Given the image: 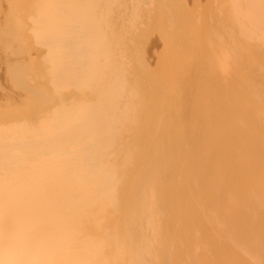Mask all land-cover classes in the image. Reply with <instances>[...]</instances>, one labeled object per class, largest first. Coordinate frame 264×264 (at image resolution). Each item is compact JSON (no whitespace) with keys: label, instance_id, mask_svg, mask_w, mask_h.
<instances>
[{"label":"bare ground","instance_id":"1","mask_svg":"<svg viewBox=\"0 0 264 264\" xmlns=\"http://www.w3.org/2000/svg\"><path fill=\"white\" fill-rule=\"evenodd\" d=\"M42 1L45 2L44 0ZM59 1L60 0L57 1L58 4H60ZM71 1L77 3L76 0ZM71 1H69V3ZM86 1L88 2V0ZM86 1L84 4H87ZM43 2L40 7H42L41 9L44 11ZM52 2L53 4L51 6L55 8L57 2L55 1V4L54 1ZM64 2L63 5L66 4L65 7L73 6V8H64L63 6V10L60 11L59 15L63 16V18L66 17V20L68 21L75 22L76 20L72 19H74L73 17H75V19L77 18L75 16L76 13L77 16L79 15L78 4L75 5L74 9V4H67V0ZM78 2L80 3V0ZM91 3L92 2H89L87 5L89 9H93L92 11L86 9L87 5H85V8L83 6L82 8L84 9L82 10L85 11L86 9L89 13H95L94 10L97 9L94 8L102 6L106 7L107 5L110 6L112 0H94V2ZM47 4L48 5L46 6H48V8L45 7V10L51 11L48 12V14L45 11V14L41 16L37 10L40 9L39 6V8L37 7L36 9L37 11L35 10L36 14L38 13V16H40L38 20L41 18V23L42 17H45V20L47 21L44 22L45 25L40 24L37 19L36 22L33 21L34 18H37V15L35 14L36 16L33 17V12L31 15V20L34 22L32 24H35L34 27L36 26V28L38 26L40 30L49 22L47 18L52 15V18L55 17L54 14H51L52 9H49L51 7H49L50 3L48 2ZM90 4L92 8H90ZM56 6L58 5L56 4ZM65 9L67 15L68 13L70 15V11L71 16L74 15L69 18L70 20L67 18ZM55 10H57V7ZM43 11H41V13ZM56 13L57 12L55 11V15ZM87 13H83L84 19H82L85 21L86 19H89L90 21L87 22L91 23V25L93 24L92 27L96 26V29L93 28L95 29L94 31H96V48H93V50L96 49L97 52L91 51L94 54L98 53L101 65H105L111 59L110 56L114 55L112 53L113 55L109 56V37L106 36L105 30L100 28L98 22L99 19L97 20L95 18L96 21L94 20V22L96 24H94L92 19H90V16L93 15L90 14V16H88V14L87 17L85 16ZM102 13L100 12L97 15L101 17ZM3 15H1L2 18ZM99 16L97 18H100ZM103 17L104 16L102 15V18ZM63 18H60L61 21ZM60 19H58V21ZM55 20L53 21L54 24H52V22L51 25H49V29H47L49 32H45L47 36L52 35L53 37L49 39L46 35H43L42 37V42H46V44L42 43V45H45L44 47L50 43V39H52L55 44L56 40L53 38L59 37L58 32L50 33V29L56 25V22H58L57 19ZM66 20L62 21L64 23L60 21L61 24L64 25L67 23ZM83 20L82 23L85 25L87 22L84 23ZM19 21H21V19ZM71 22H69V25H71L69 29H73V26L75 25V31H78L76 27L82 24L80 23V25H77V21L75 23ZM4 23L5 22H3V24ZM6 24L7 23H5V25ZM39 24L43 26L39 27ZM59 24L60 23L57 24L58 27L54 26L57 31L62 29V27H59ZM12 26H14L13 23ZM87 26L88 24L83 28L87 29ZM10 27H8V29ZM83 28L81 27V29ZM13 31L16 30L14 29ZM51 31H54V29L52 28ZM61 31H59V33ZM89 31L90 30H88V32ZM66 32L62 31L60 34L65 35ZM84 32H86L85 29ZM90 32L92 33V31ZM90 32L88 35L84 34V36L91 35ZM15 34H13V37ZM31 34L36 36L38 33L35 30H31ZM78 34L75 38L79 37ZM61 35L60 37H64V35ZM69 36L67 37L69 38ZM71 36L74 38V35L71 34ZM93 38L94 37H92V39ZM44 39H48L47 41L49 42ZM81 39H79L80 41L78 43L83 42ZM73 40L74 39H72V41ZM89 40H91V38H89ZM36 41L38 43L39 39L37 38ZM62 41L63 40L58 41V45H60ZM76 41L78 40L75 39L74 42L77 43ZM18 43L15 45L17 46L16 48H18V45H22ZM64 44L65 42L61 44V46ZM88 44L89 43L86 44V42H83L81 44L84 45L82 48H85ZM68 45H65L64 50L60 47V49L63 50L61 53L64 51L68 53L69 57L66 56L65 52L62 53L67 60L65 57L63 59L61 56L66 63L69 61V58L71 57L70 55L73 54L72 50L71 54L67 51L66 46ZM71 46L74 47L73 44H71L68 46L70 47L68 50L71 49ZM51 47L54 50L49 49L48 46L46 47V50L48 48L50 53L51 51H57V53L60 52L59 48H56L55 46ZM77 48L74 47V49ZM77 50L80 51L83 49ZM14 51H16V49ZM46 53L48 52L46 51ZM83 53L85 54L86 51L84 50ZM93 53L90 54L94 55ZM251 54L248 55L251 56ZM47 55L50 56L51 59H53V57L56 59V57H59L61 54L57 55L55 53V56L52 55L53 57L49 54ZM76 56L77 55H75V57ZM244 56L245 55L242 57ZM95 57L96 55L93 56V59H96ZM61 58L56 60V62L58 61L56 64L54 63V66H56L55 69L58 67L57 65ZM72 58L73 57H71V59ZM256 58L259 57L256 56L254 59L257 60ZM62 59L60 63H62ZM93 59H91L92 62L90 61V63L96 62L93 61ZM238 59L239 58H237V60ZM64 61L63 65L66 64ZM245 61H249L246 60V56ZM256 62H254V64ZM259 62L261 63V61ZM259 62H257V65ZM29 63H27V65ZM90 63L88 62L86 65L88 66ZM247 63L251 64L250 61ZM260 63L259 65H261ZM74 64H72V67ZM238 64L239 63L237 62V66ZM242 64L239 65V67L242 66ZM81 65L84 66V64ZM91 65L92 64H90V66ZM257 65H255V67ZM259 65L258 67H260ZM90 66L87 67V70ZM97 66L98 65L94 66V70L96 71L92 69L93 73L96 72L95 77L93 76L94 74L90 72V75L93 74L92 76L88 75V78H85L86 76H84L82 79L81 77L83 74L80 72L78 73V71L74 73V71L70 69V71H68L70 73H67L68 75L64 74V76H67V80L71 78V75L73 77L71 80H74L76 77V80H74V86L76 85L75 87H77V89L72 88V91L69 90L66 95L59 93V95H57V102L59 101L60 104L49 105V108L45 107L46 105L44 104L37 107L39 111H43V114L40 112L41 115L36 116V119L39 117L38 119L42 120L43 118L47 121V118H49L51 114H54L53 117L55 120H52L53 122L55 121V123L44 126L45 123L42 126L41 122L43 123V121H41L40 123H37V125L39 124V128L35 126L36 121L32 123L31 120L30 124L32 125H30L26 124L28 121L24 122L17 120L16 122L18 124L15 122V126L13 124L11 127L12 131H10V129L8 130V123L3 126H1V124L4 122L0 124V264H169L171 258L176 256H170L169 250H171V252L172 250H178V248L173 249V247L176 248L177 245L179 246L180 244V242L177 243V240H173L174 243L172 242L169 244V241L171 240L169 235L176 231L175 227L179 224L176 223V221H173V218L175 217H170L171 215L175 216L174 212H177V214L182 213L181 217L185 215V219L184 217L182 218L183 220H186V215L201 214L206 218L207 215L210 214L214 217L211 220L208 218L207 220L209 221H205V224L202 223L204 221L203 219L200 224L201 229L209 230L212 236V232L217 234V231L212 228H220L218 224L221 226L219 231H224V233H221L220 235L222 236V234L224 235L226 233L224 235L225 237L223 236V242L226 247L224 248L219 244V246L223 248L220 250V258L217 261L223 259L225 260L224 263L231 262L227 261V255L222 253L225 249L227 253L229 252L228 257L233 258L230 260L237 258L236 253L239 251L240 253L238 254H241L239 260L242 258V262H239L240 264H264V68L260 75L257 72H254L259 69L258 67V69H254L252 68V65L249 66L254 69V71L251 69L248 73L253 71L255 77L257 74L258 76L260 75V78L257 76V79L259 78V80H257L254 76H247L246 74L248 73H241L240 70L236 71L239 68L235 66L238 68L236 69L234 67L236 69L235 75L237 72L243 74L240 75L239 73L238 75L237 73L238 78L240 77L238 81L241 80V82H243L242 84L239 83L240 85H235V83L238 82L235 75L233 76L236 81L234 79L232 81H235L234 83H231V77H229L230 81L228 78L226 79V83L224 80H221V82H224L223 84L218 82L217 79V82L216 80L213 81L214 78L213 80L208 79V83H211L210 86L205 81L201 80L202 84H207L209 87L205 88L207 91L204 90V87H198L203 90L201 92L204 95H206V93L209 95L208 100L206 97V102H204L203 105L202 102H196L197 100L195 99L200 90L199 92H196V94L195 91H197V88L196 90L194 89L195 91L193 93L190 92L191 90L193 91L195 86L189 88L191 94H196L194 95L196 101L194 102L191 100L193 99L191 98L193 95L190 96V93H188L190 100L193 102L188 100L183 102V105L181 104L179 106H182V108L184 105L186 106L185 108L190 107V111H188L190 112V116H188V118L190 117L189 119L194 121L188 127L184 125L185 122H181L182 126L180 128L183 132L181 133V131H178L177 133L176 130L178 129H174V126L176 125H173L176 122L173 124L168 122V124H166L162 122V120H159L160 117L162 118L164 116L158 114L161 109H159V107L171 98L173 94L171 88L168 87L171 89L170 91H172V94L168 93L171 96L169 97V95L165 94L167 97H165V102L162 103L161 98H158L161 96L157 95L156 97L154 95L161 92L159 91L160 89L156 90L155 87H151L152 85H150V88H155L154 92H157L154 93L152 90L153 96L156 98L155 100L159 99L162 104H160L159 107L157 106V109L154 108L155 106L152 105V107L149 105V102H154L151 93H149L148 97L151 96L150 99H152L151 101L148 99L149 102H146L151 110V112L148 111V113H150L149 116L146 114L147 106L144 107L146 111L144 109L143 111L141 110L143 104L145 105L144 101L147 96V86L144 85V82V84L142 83L143 86L141 81H138L140 80L139 78L138 80H124V77L122 78V76H120L121 73H116L115 69L111 72H106L101 66ZM20 67H26V65H23L22 62ZM64 68L67 69V67H61L62 70H60L63 71L65 70ZM81 69H83L82 73L86 72L84 71V67L80 68V71ZM75 70H77V67ZM116 70H119V68ZM61 71L59 72L61 76L57 77H63ZM224 71L221 74H224ZM16 73H14L16 77L13 75L15 80L18 78V74H21L22 72H18L17 75ZM226 73L227 72H225V74ZM208 74L211 77L215 75H212L211 72H207V75ZM217 76L218 75H215L213 77L218 78ZM227 76L231 75L229 74ZM54 77L56 76H53L52 79L55 81L57 77ZM221 77L223 78L224 76L221 75L219 78L221 79ZM13 78H6L7 81L3 78V80L8 83L12 79L10 83L13 81L11 86L14 88V83L16 81L14 82ZM77 78L81 79L80 83ZM249 78H252L253 81ZM59 79L61 81V78H58L57 81H59ZM62 79L63 81L65 80L64 78ZM54 81H52V83ZM197 81H200V79ZM256 81L258 83H256ZM18 82L19 81L15 84L17 85ZM91 82H93V85ZM22 83L25 84L26 82ZM196 83H199L196 84V86L201 85L200 82ZM24 84H21V86ZM64 84L65 86L67 85L66 80L65 83L63 82L61 85ZM6 86H8V84ZM54 87L56 88L57 86L54 85ZM21 88L22 87H20V89ZM63 88L65 87H59L60 91L63 90ZM3 89L7 90V88ZM33 89L26 90L30 91ZM8 91L9 89L7 92ZM182 91L183 90H181V94ZM7 92H5L6 96ZM149 92H151V89ZM31 93L33 92H29V94ZM35 94L37 95V91H35ZM25 95L27 94L25 93ZM45 96L46 95H43V100L45 99ZM199 96L198 101L205 100V96H203V99L201 97L202 95ZM16 97L17 95L15 98ZM39 97L38 99L42 98ZM76 97L78 98L77 102L75 100V102H73L72 99ZM0 98H2L1 95ZM3 98L5 99L6 97L3 96ZM3 98L2 100H4ZM91 98L94 102L86 101ZM18 99L19 98L16 100ZM217 99L221 101H214ZM10 100L8 99V101ZM19 100L23 103L25 99L23 100L20 98ZM19 100L16 101L17 103L13 102V105L10 104L11 106L8 101L4 102L7 106H5V104L3 106L5 108L9 105L8 109L12 107V110L14 109V106H19V108H17L20 110V108H22L20 107V104L22 103H20L21 101ZM40 101H42V99ZM18 102L20 104H18ZM29 102H33V100ZM188 102H190V105L187 104ZM34 103H36V101L32 104ZM40 103L41 102L36 105L39 106L41 105ZM28 105L31 106V104ZM17 108L15 107V109ZM174 108L176 109V107ZM38 110L35 109L34 112H37ZM156 110H158V112ZM169 110L170 113L172 112L174 114L171 109ZM14 112L12 115H14ZM29 112L27 111L26 113ZM139 112H141V117L139 116ZM188 112L187 115H189ZM157 114L160 116L159 118ZM20 115L22 117V114ZM171 115L168 116L172 117ZM185 116L183 118L184 120ZM176 117L177 116H175V118ZM175 118H173V120ZM180 120H182V118ZM177 121L179 122V120ZM148 124H151V127H148L151 128V132H148L149 134L146 133L149 131H146V126ZM243 124H246L247 126L244 127L245 125L243 126ZM241 126L244 127V131L249 127V131H245L246 134H244ZM38 129L39 131H37ZM140 130L143 133L145 132L146 135ZM254 134H258V137H256L258 140L252 141V136H254ZM176 218L179 219V216ZM189 222L193 221L191 220ZM190 226L191 228L193 227L192 225ZM187 229L188 228H186L185 234L189 235L188 231H190V227L188 231ZM193 229L194 228H192V231H194ZM181 231L184 232V230ZM181 231H179L180 235ZM183 232L182 234L184 235ZM194 233L195 232H193V234ZM175 234H178V231H176ZM193 234L191 233L190 237L191 244L195 240L192 239ZM183 235L182 237L185 236ZM218 235L219 234H217V236ZM185 237L183 238V241H186ZM176 238L179 239L178 237ZM216 240L219 243L218 238ZM200 241L201 240H199V242ZM214 241L215 240H212V244L217 243V241ZM176 243L177 245H175ZM202 243H205V241ZM171 244H174V246L171 247ZM184 244L188 245L186 242ZM194 244L196 243L194 242ZM205 244L208 245L207 243ZM180 245L183 247L182 244ZM190 245L188 248H190ZM213 246L215 247L216 245ZM228 247L234 249V251L237 249V252L234 253V251ZM207 248L210 250V247ZM218 248L219 247H217V249ZM190 249L192 250L193 247ZM213 249L214 248H212V251ZM185 250H183L184 252L182 251L183 255L187 252ZM192 251L194 252V250ZM230 251L234 254V257L236 255L235 258L233 255L231 256ZM215 252H213L214 255L217 254ZM173 253L175 254V252ZM222 254L223 258H221ZM189 255L190 254H187L188 258H190ZM196 255L197 254L194 255V262L191 261L192 264L195 263V260L198 258H203V255H198L196 259ZM205 255L206 254H204V256ZM177 257H175V259ZM207 257H205V259ZM184 258H186V256ZM190 259L187 260V262L189 261V264ZM215 259L216 256L214 261ZM199 260H197L196 263L199 262ZM203 260L204 258L200 260L199 263L206 264L207 262L205 261L207 259L204 262H201ZM209 260H212V258ZM223 260L220 261L222 264ZM184 261L186 262V260ZM239 263L237 259V264ZM210 264H214V262Z\"/></svg>","mask_w":264,"mask_h":264},{"label":"rangeland","instance_id":"2","mask_svg":"<svg viewBox=\"0 0 264 264\" xmlns=\"http://www.w3.org/2000/svg\"><path fill=\"white\" fill-rule=\"evenodd\" d=\"M14 1H16V2H14ZM44 1L45 2H43L42 0H13V1L12 0L11 1L10 0H0V7H1L0 8V86L2 87V88L0 87V95L2 96V98H3V96L6 97L5 99L3 98L4 100H2V98H0V104H1V106H0V124L2 122H4V123L1 124V126H3L4 124L8 123L9 124L8 125V130L10 129V131H12L11 127L13 126V124L15 126V122L17 120H21V121H24V122L28 121L29 123L27 122L26 124H30L31 120H32V123L36 121V123H35L36 127H39V124L37 125V123L38 122L40 123L41 121H43V123L41 122L42 126L45 123L46 124L44 126L49 125L51 123H55V121L53 122V120H52V119L55 120V118L53 117L54 114L53 115L51 114V116L49 118H47V121H46V119L44 120L43 118H42V120H40V119H38L39 117L36 119L35 118L36 116H39V115L43 114V111H39L37 109V107H40V106H42L44 104V105H46L45 107L49 108L51 105H55V104L59 103V101L57 102V100H58L57 99V95H59V93L62 94V95H66L67 92H69V90L72 91L71 90L72 88H76L77 89V87H75L76 85L74 86V84H75L74 80H76V77H75L74 80H71L73 77H72L71 74H69V75H71V78L69 80H67V76L66 75H68L67 73H70V72H68V71H70V69H72V71H74V73H76L78 71V73L80 72L81 74H83L81 79L84 76H86L85 78H88L87 77L88 75L92 76L93 74H94L93 76L95 77L96 72L95 73L92 72L94 70V66L95 65H98L97 67L101 66L106 72H111V71H113L115 69L116 73H121L120 76H122V78L124 77L123 78L124 80L125 79L126 80L127 79H130V80L136 79V80H138V78H139L140 80H138V81H141V84L144 82L145 84L144 83L143 84L147 86V94H146L147 95L146 96L147 99L145 98V101H144L145 105L143 104V106H142L143 108H141V110L143 111L144 107L147 106L148 108H147L146 114L149 115V116H150V113H148V111L151 112V110L149 109V105L155 106L154 108H156L157 106L159 107L160 104L165 102L164 100H166L165 99V97H167L166 95L172 94V91H173L174 95L173 94H172V96L169 95V97L171 96V98L169 99L170 101L167 100V102L163 103V105H161L159 107V109L161 108L163 111L161 109H160L159 112H158V110H156V111L158 112V114L160 116H164V117H162L163 118L162 119L157 114L158 118L160 117L159 120H162V122H164L166 124H168V122H171L172 124L174 122H176L173 125H176V126H174V129L175 128L178 129V130L175 129L177 131V133H178V131L179 132L181 131L180 127L182 126V123L185 122L184 125H186L188 127L194 121L192 119H189L190 117L188 118V116H190V112H188V111H190V107L189 108L188 107L185 108L186 106L184 105V107L182 108V106H179V105H181L183 102L188 101V100L189 101L193 100L194 102L197 100L196 102H202V105H203L204 102H206V97H207V100H208L209 95L207 93H206V95H204L201 92L203 90H201V88H198V87L199 86H201L202 88L204 87V90H205V88L208 87L207 84H209L208 81H207L208 79L209 80H211V79L213 80V78H214L213 81H215L217 79L218 82L223 84L225 81H227L226 80L227 78L229 80V77H231L232 78L231 83H234L236 80L238 81V79H240V77L238 78V76H237L238 72L235 75L236 71L240 70L241 73H248L252 68H254V69L255 68L256 69L259 68L256 71H254V69H252V70L254 72H257L260 75L263 72L264 66H261V65H264V64H262V63H264L263 62L264 61V0H112V4L110 6L107 5L106 6L107 8L104 7V6L98 7L99 9L97 7L94 8V9H97V10H94L95 13H92V12L89 13V11L86 10V9H88L90 11L93 10V9H89L87 4L89 2L93 3L94 0L93 1L88 0V2L85 0L87 2V4H84V2H85L84 0H80V3L78 2L79 0H76L77 3H75V1L72 2L71 0H69V1H71L70 2L71 5L74 4V9H75V5L78 4L77 7L79 9V11H78V13H79L78 16L79 17L76 15L77 14L76 13L75 14V16L77 17L76 19H75V17H73L74 15L71 16V11H70V15H69V13L67 15V12H66V9H65V13H66L68 19L73 17L74 19H72V20H76L77 22L76 21L75 22H76L77 25H80V23L82 24V25L78 26L80 28L76 27V29H78V31L77 30L75 31V25L74 26L72 25L74 28L70 30L69 27L71 25H69V22H71V21H68V20H66V17L63 18V16L59 15L60 11L63 10L62 9L63 6H64V8L70 7V9L73 8V6L72 7L71 6H66L65 7L66 4L63 5L65 3L64 2L65 0H60L59 1L60 4H58V2H57L58 0H50V1L44 0ZM47 1L50 3L49 7L53 4L52 1H54V4L57 2L56 4L59 7L56 6V4H55V8L53 6H51L52 8L51 7L49 8L50 10L52 9V13L51 14H54L55 17L52 18V16H53L52 15L51 17L47 18L49 22L46 24V26L44 28H42L40 30L38 28V26H37V28H36V26L34 27L35 24H32L34 22H32L31 19H32V16L34 17V16L37 15V18L33 19V21L36 22L38 20V18L40 17V16H38L39 15L38 13L36 14L35 10L37 9L38 6L39 7L41 6L42 2H43L44 11L41 9L42 7H40V9H37L38 12L40 13V15L41 16L44 15L45 11L47 12V14H48V12H51L49 10L48 11L45 10V7L48 8V6H46V5H48ZM69 1L67 0V4L69 3ZM30 2H31V4H30ZM91 4H90V8H92ZM5 5H7V6H5ZM85 5H87L88 8L86 7V9L84 11L82 9L85 8ZM83 6H84V8H82ZM56 7H57V10H55ZM77 7H76V10H77ZM102 8H103V10H102ZM4 10H6V11H4ZM41 11H43V12L41 13ZM55 11L57 12L56 15H55ZM67 11H68V9H67ZM8 12L11 13V14L12 13H14V14L11 15ZM32 12H33V15H32ZM84 12L85 13L88 12L85 16H87L88 14H89L88 16H90V14L93 15V16H90V19H92V22L94 24H96L94 22L95 18L97 20L99 19L98 22L100 24V28L104 29L106 36L109 37V56L113 55V54L114 55L110 56L111 59L107 62V64H105L106 66L104 64L101 65V61H99V57L100 56L98 55V53L94 54L92 52V51L97 52L96 49L93 50V48H96V43H95V41H96V34H95L96 31H94L96 29V26L92 27L93 24L91 25V23H88L90 21L89 19L87 20L85 18L86 21L83 20L84 19V17H83L84 16V14H83ZM100 12L101 13L103 12L102 13V15L104 16L103 18H102L101 14H100L101 17L99 15H97ZM3 14H5L6 16L3 15ZM47 14H46V16L48 17ZM72 14H73V11H72ZM1 15H3V18H2ZM19 16H20V18H19ZM98 16L100 18H97ZM17 17H18L19 20L21 19V21H19L17 19ZM60 18H63L64 20H66V22L68 24L67 23H65L64 25L61 24V22L64 21V20L62 19V21H61ZM55 19H57V21H58V19H60V20L58 22H56V25H54V26L58 27L57 24L60 23L59 27L60 28L62 27V29H60V30L58 28L57 29L59 31L62 30L64 32H66V31L67 32L65 33V35L62 34V35H64V37H63L60 34V33H62V31L59 33V31H57L54 26L52 27L54 29V31H51L52 28L50 26V28H51L50 29V33L51 32H53V33L54 32H58V34H59L58 36L59 37L58 38H56V37L53 38L54 40H56L55 44H54V41H52V39L49 40L50 43L47 45L49 47V49L54 50L51 46H55L56 48H59V49H60V47H62V49L64 50L65 45L73 44V46H74V43H75L74 40L75 39L78 40V41H76L78 43L80 41L79 39H81V38H82L81 40H83L84 43L86 42V44L87 43L90 44V45L88 44L89 47H88V45H86V47H88V48H86V47L82 48V46H84V45H81L83 43L82 41H81L82 43H78L81 46H79L77 43H75V46H74L75 48H77L79 46L77 49H79V50L83 49V50H80V51H78L77 49H74V47H72V46H71V49L68 50V48H70L68 46H70V45L66 46L67 47V51L70 52V54H71V50H72V53H73L72 55H74V56H72V55L69 54L71 57L74 58V59L73 58L71 59V57L69 58V61H68L69 64H68V62L66 63L63 60L65 55L62 54V53H64L65 51L61 53V51H63V50L60 49L59 50L60 52L58 51L59 53H57V51H53V52L51 51V53H50L48 48L46 50L47 46L44 47L45 45H42V43L46 44V42L45 43L42 42L43 41L42 37H43V35L47 36V34H45V32H49V31H47V29H49L48 28L49 25H51V23ZM40 20H41V18H40ZM40 20H38L40 24H44L45 25L44 22H47L45 20L44 16L42 17V23H41ZM82 20L84 21V23H86L87 21L88 22L85 25H83ZM7 21H9V22H7ZM3 22H5L7 24L5 25V23L3 24ZM21 22H22V24H21ZM75 22H71V23H75ZM12 23H13L14 26H12ZM62 23H64V22H62ZM40 24H39V27L40 26L42 27L43 25H40ZM52 24H54V22ZM87 24H88V26L89 25L91 26V27L89 26V29H88V26H87V29L92 31V33L89 31L91 33V35L89 34V36H87L88 33H89L88 30L86 28H83ZM61 25H63L64 27L61 26ZM65 25L67 26V29L69 31L66 29ZM8 27H10V28L8 29ZM81 27L83 29H81ZM93 28H95V29H93ZM14 29L16 31H13ZM21 29H22V31H21ZM79 29H80L81 33L79 32ZM84 29L86 30V32H84ZM31 30H35L38 34H36V36L32 35L31 34ZM6 31L9 32V33H7ZM71 31L74 32V33H72ZM93 31H94V34H93ZM69 32L72 35H74V38H72L73 36H71V34ZM78 32H79V34H78ZM33 33H34V31H33ZM13 34H15L14 37H13ZM69 34H70V36H69ZM77 34L80 37V38L78 37L79 39L75 38V37H77ZM84 34H87V35L84 36ZM56 35H57V33H56ZM60 35L62 37H60ZM67 36H69V38ZM47 37L49 39V38H51L53 36L50 35V36H47ZM92 37H94V38L92 39ZM37 38L39 39L38 43L36 41ZM89 38H91L92 41L89 40ZM72 39H74V40L72 41ZM20 40H22V41H20ZM44 40L47 41L46 39H44ZM61 40H63L62 43H60V45H58L59 44L58 41H61ZM66 40H67V42H66ZM18 41H19V43H18ZM49 41H47V42H49ZM23 42H25V43H23ZM64 42H65V44L63 46H61V44H63ZM16 43L22 44L21 46L17 44L19 49L16 48L17 47V46H15ZM93 45H95V46H93ZM11 46H13V47H11ZM14 48L16 49V51H14L15 50ZM72 48L74 49V52H73ZM84 50L86 51L85 54L83 53ZM46 51L48 53H46ZM76 51H78V52H76ZM79 52H81V53H79ZM55 53L57 55L58 54L59 55L61 54V55L59 57L57 56L56 59H55L53 57V56H55ZM65 53H66V56H68V53L67 52H65ZM77 53H79V54H77ZM90 53H93L94 55H96V57H95L96 59H93L94 55H92ZM251 53L254 54V55H252ZM47 54H49L51 56L53 55L52 56L53 59H51L50 56H48ZM82 54H84V55H82ZM248 54L249 55L251 54V56H249ZM75 55H77V56L75 57ZM243 55L246 56V60H249L251 62V64L247 63L249 61H245V56L242 57ZM61 56H62L63 59L61 58ZM256 56L259 57V58H256L257 60L254 59ZM20 57H22V58H20ZM78 57H80V58H78ZM249 57H250V59L252 57V59L250 60ZM262 57H263V59H262ZM59 58H61L64 61V63H66L65 65H67V66L63 65V61H62V63H60V61H61V59H60V61H59L60 65L58 64L57 65L58 69L57 68L55 69L56 66H54V65L58 62V61L56 62V60H58ZM234 58L236 60H237V58H239V59L236 61ZM260 58H261V60H260ZM54 59H55V61H54ZM65 59H66V57H65ZM91 59H93V61H96V62L95 63H90V61L92 62ZM231 60H233V61H231ZM85 61H86V63L89 62L90 64H92L91 66H90V64L88 65V66H90L88 70H87L88 66L86 65ZM234 61H235V63H234ZM256 61L257 62L261 61V63L259 62L261 65H259V63H258V65L261 67V69H260V67H258ZM20 62H21V64H20ZM22 62H23V65H26V67H20V65H22ZM237 62L239 63L238 66H237ZM254 62H256V63L254 64ZM27 63H29V64L27 65ZM74 63H76V64H74ZM72 64H74L73 67H72ZM81 64H84V66L81 65ZM231 64H233L234 66L231 65ZM241 64H242V66L239 67V65H241ZM247 64H248V66H247ZM85 65H86V67H85ZM251 65H252V68L249 67ZM255 65H257V66L255 67ZM235 66L238 67L239 69L236 68ZM61 67L62 68L63 67H67V69L64 68L65 70H63L64 71L63 72V71H61L62 70ZM76 67H77V70H75ZM83 67L86 69V70L84 69V71H86L84 73H82L83 69H81V71H80V68H83ZM234 67L236 69H238V70H236ZM117 68H119V70H116ZM233 68H234V70H233ZM95 69H96V67H95ZM58 70H60L62 72L63 77H57V76H61V74H59L60 71H58ZM214 70H215V72H214ZM16 71H17V73L18 72L19 73L22 72V73L18 74V76H17L18 78H16V80H15L16 76L14 75V73H16ZM94 71H96V70H94ZM223 71H224V74H225V72H227V73L229 72V73L228 74L226 73L225 75L221 74ZM232 71H234V72H232ZM253 71H251L250 73H248L246 75L249 76V77L254 76V78L257 79L258 74L255 77V73H253ZM90 72H92L93 74L90 75L91 74ZM207 72L208 73L211 72L212 75L213 74L218 75L217 76L218 78L213 77L215 75H213L212 77L209 74L207 75ZM17 73H16V75H17ZM216 73H218V74H216ZM239 73H238V75H239ZM241 73H240V75H243ZM64 74H66V75L64 76ZM219 74H220V76L222 75L224 77L229 75V74L231 76H227L225 78L221 77V79H220L219 78L220 77ZM21 75H22V77H21ZM73 75H75V74H73ZM202 75H203V77H202ZM233 75H235L237 77L236 80H235ZM260 75L258 76L259 78H260ZM53 76L57 77V78L54 77V78H56L55 81L52 79ZM132 76H135V77H132ZM5 77L7 79H10L11 77L12 78L14 77L13 78L14 82L15 81H16L15 83H17V81H19V82H18L17 85L14 83L15 87L13 88L11 86V84H13V81L10 83V81L12 79L10 81L8 80L9 82L7 83V82H5V80H6ZM3 78L5 80H3ZM58 78H61V81H60V79H59V81H57ZM62 78H64L66 80V84H67L66 86H65V84L61 85L63 82L65 83V80L63 81ZM259 78L257 80H259ZM81 79H78L79 83L81 82L80 81ZM198 79H200V81H197ZM233 79L235 80L234 82H232ZM255 79H254V81H255ZM201 80L205 81L207 84L205 82H203V83H205L206 85L202 84ZM217 80H216V82H217ZM221 80H224V82H221ZM3 81H4V83H3ZM52 81H54V82L52 83ZM251 81H253V79ZM22 82H26V83L24 84ZM93 82H91L92 85H93ZM196 82H200L201 85L196 86V84H199V83H196ZM9 83H10V86L13 88V90L9 86ZM220 83H218V84L221 85ZM239 83L242 84L243 82H241V80H239L238 82L235 83V85H238ZM253 83L255 84V82H253ZM256 83H258V82L256 81ZM7 84H8V86H6ZM21 84H24V85L21 86ZM210 84H209V86H210ZM212 84H215V83H212ZM260 84H258V85H260ZM54 85L57 86L56 87L57 89L54 87ZM92 85H90V86H92ZM150 85H152L151 87H155L156 90L160 89L159 91H161L162 94H161V92L157 93L155 91L157 94H154V95L156 97H157V95L158 96L160 95L161 97H158V98L159 99L161 98L162 103L159 101V99L155 100L156 98L153 96V92H154L155 88L154 89L150 88ZM255 85H257V84H255ZM62 86H64L65 88H63V90L60 91L59 87H62ZM193 86H195V88H193V91L192 90L190 91L189 88H191ZM8 87H10L11 89L8 88ZM20 87H22V88L20 89ZM168 87L171 88L172 91H170L171 89H169ZM3 88H7V90L9 89V91L7 92V90L3 89ZM165 88H166L167 91L165 90ZM196 88H197V91H195ZM26 89H33V90L28 91ZM150 89H151V92H149ZM179 89H180V91H179ZM184 89H187V90H184ZM2 90H3V92H2ZM152 90H153V92H152ZM181 90L184 91V92L182 91V94H181ZM199 90H200L201 94H200ZM4 91L7 92V96L5 95ZM35 91H37V95L35 94ZM62 91H64V92H62ZM168 91H170L171 93L168 92ZM189 91L191 93H193L194 91H195V93L199 92L198 96H199V94H200V96L202 95L201 96L202 99H203V96H205V98H204L205 100L201 99L202 101H200V100L198 101V96L196 95L197 93L196 94H191ZM205 91H207V90H205ZM29 92H33V93L29 94ZM25 93L27 95H25ZM38 93H39L40 97H39ZM149 93H151V96H152V99H154V102L151 101L152 100V99H150L151 96L148 97ZM188 93H190V96L193 95L191 97L193 99L190 100V97H189ZM163 94L164 95L166 94V95L164 96ZM185 94L186 95L188 94V95L186 96ZM16 95H17V97L15 98ZM43 95H46L44 100H43ZM194 95H196V97ZM38 97L39 98L42 97L41 98L42 101H40L41 99H38ZM183 97H184V99H183ZM194 97H195L196 100L194 99ZM17 98H19V99L22 98L23 100L25 99L28 103L25 100L22 103V101L18 99L19 101H21L20 103H22V104H20L18 102V104H20V107H22V108H20V110H19L18 109L19 106H14L13 110H12V107H10L11 109L10 108L8 109L10 104L13 105L14 104L13 102L18 101V100H16ZM8 99L9 100L11 99V100L8 101ZM77 99L78 98L76 97V98H74L72 100H73V102H75V101L77 102ZM148 99H150L149 101H151L152 103L149 102ZM32 100H33V102L36 101V103L32 104L33 102H29V101H32ZM46 100H47V102H46ZM7 101L9 103V105H8V107L4 108V106H3L5 104L4 102H7ZM38 101L41 102L40 103L41 105H39V106L36 105V104H39ZM86 101L87 102H94L92 98L90 100L87 99ZM193 101H191V102H193ZM214 101H219L220 102L221 100L217 99V100H214ZM24 102L26 103V105H25ZM146 102H149V105ZM157 102H160V103H157ZM179 102H180V104H179ZM189 103L190 102H188L187 104L190 105ZM28 104H31V106L28 105ZM32 105H34V106H32ZM5 106H7V105L5 104ZM171 106L172 107L173 106L176 107V109L174 107L172 108ZM15 107L16 108L18 107V108L15 109ZM27 107H29L30 109L27 108ZM35 109L38 110V111L34 112ZM169 109H171V111H173L174 114L176 112H178V110H179V112L174 115L172 112L170 113ZM181 109H183V110H181ZM5 110H7V111H5ZM17 110H19V111H17ZM27 111L28 112L30 111V112L26 113ZM185 111H187L189 115H187V112H185ZM13 112H14V115H12ZM40 112H41V114H40ZM16 114H18L19 116L16 115ZM20 114H22V117H21ZM140 114H141V112H139V116L141 117ZM165 115H167V116L171 115L172 117L168 116V118H167V116H165ZM175 116H177V117L175 118ZM184 116H185V120L183 119ZM25 117H27V118H25ZM166 118H167V122H166ZM173 118H175V119L173 120ZM181 118H182V120H180ZM29 119H30V121H29ZM176 119L179 120V122ZM180 123H181V125H180ZM30 125H32V124H30ZM150 125L151 124H148L146 126V131L149 130V131L146 132L147 134H149L151 132V128H148ZM243 126L246 127L247 125L243 124ZM19 127H21V126H19ZM244 127H242V131H243L244 134H246V132L249 131V129H248L249 127H247V129L245 130L246 132L243 130ZM37 131H39V129ZM182 132L183 131H181V133ZM146 133H145V135H146ZM257 135L254 134V136H252L254 138V139L252 138V141L258 140L256 138V137H258ZM174 215L175 216L171 215L170 217L171 218L175 217V218H173V221H176V223H179V224H177L178 227L177 226L175 227L176 231H178V234H179V231H181V230H184V232L181 231V235L179 234V236H180L179 237L178 234H175L176 231L174 229L175 232H173L172 234L169 235L171 237V240H172V241L171 240L169 241V244L172 243L173 240H177L178 241L177 243L180 242V244H182L183 247H181L180 244L178 246L177 243H176L175 245H177V247L176 248L173 247V249H177L178 248V250H176L178 252L173 251V250L171 252V250H169L170 256H175L176 255L175 257H177V255L180 254L176 258L177 260L175 259V257H172L173 258V259L171 258V262L172 263L170 262L169 264H175V263L178 264L179 261H180L179 264H186V263L189 264V261L187 262V260L191 258V255H192V258H191L192 260L190 259V264H192L191 261L194 262L193 259H195L194 258L195 254H197L196 255V259H197L198 255L199 256L203 255L202 257L204 258V260L201 261V262H204L207 259L209 262L207 260L205 262H207L209 264L213 263V262H214V264H216L217 262H218L217 264H222V262H220V261H222L223 259L222 260L220 259L219 261H217V260L220 258V253H221L220 250H222L223 247L224 248L226 247L225 243L223 242V236L226 233L224 235L222 234V236L220 235L221 233H224V231L223 232L219 231L221 226L218 224V226L220 228H212V229L217 231V234H219L220 236L219 235L217 236V234L214 233V232H212L213 233V236H212L211 232H209V230L207 231V230H203V228L201 229V224H200L202 222L201 220L204 219V221L202 223L205 224V221H209V220L213 219L214 217L212 215H210V214H208L206 218H204V215H201V214H199V215H186L188 219L186 218V220H183L182 218L184 217V219H185V215H183V217H181L182 213L177 214V212H174ZM177 216H179V219L176 218ZM210 216H212V217H210ZM208 218H210V219L207 220ZM220 218H222V217H220ZM174 219H176V220H174ZM196 219H197V221H196ZM191 220L193 222H189ZM181 222H183L184 224L181 223ZM189 224L193 226L192 228H194L193 229L194 231H192V228H191V226ZM188 226L190 227V229H189ZM186 228H188L190 231H192V232H190L187 229L189 235L185 234L186 233ZM198 230H199V232H198ZM210 231H212V230H210ZM182 232L184 233L185 236L186 235L187 236L185 237L182 234ZM193 232H195V233L193 234ZM191 233L193 234L192 235V239H195L194 242L196 244H194V242H192V244H191V240H190ZM196 233H198V234H196ZM182 235L185 237L186 241H183L184 237H182ZM201 235H203V236H201ZM169 236H168V240H169ZM214 236H215V238L217 236V238L219 240V243L216 240L217 238L215 239ZM176 237H178L180 240L177 239ZM206 237H207V239H206ZM219 237L222 240H220ZM181 238H182V241H181ZM186 238H188V239H186ZM211 239L217 241V243L215 244L214 243L215 241H214L213 242L214 244H212V240ZM196 240H198V241H196ZM199 240L205 241V243H207L208 245H206L205 243H202L203 241L199 242ZM185 242L188 245L184 244ZM209 243H211V244H209ZM219 244L221 246H223V247L219 246ZM189 245H190V248L193 247L192 250H194V252L196 251L195 253L190 248H188ZM213 245H216V246L214 247ZM172 246H174V244H171V247ZM199 246H201V247H199ZM179 247H180V249H182V248L183 249L180 250ZM196 247L197 248L199 247V248L197 249ZM207 247H210V250H208ZM217 247H219L218 248L219 251H218ZM204 248H205V250L203 251ZM212 248H214L213 251H212ZM228 248H230V247H228ZM201 249H202V251H201ZM230 249H232V248H230ZM183 250L187 251V252H185L186 254L184 253V255H183V252H184ZM232 251H234V249H232ZM173 252H175V254ZM188 252H190V253H188ZM213 252H215L217 254L214 255ZM236 252H237V249H236V251H234V253H236ZM222 253H225L227 255V258H228V260L226 259L227 261H231L232 263L236 262L235 264H237V259H238V263L242 262L241 261L242 258L239 260V257H241V254L240 255L238 254V253H240L239 251L236 253L237 254V258H235L236 255L234 257V254L230 251L231 256L233 255V257L235 258L234 259L235 261L234 260H230V259H233V258H229L228 257L229 256V252L227 253V251L225 249L222 251ZM187 254H190L189 255L190 258H188ZM204 254H206V255L204 256ZM185 256H186V258H184ZM207 256L210 257V258H208ZM215 256H216V259L214 261ZM217 256H218V258H217ZM205 257H207V258L205 259ZM203 258H198L197 260H199V259L202 260ZM211 258H212V260H209ZM221 258H223V254L221 255ZM173 260H174L175 263L173 262ZM184 260H186V262ZM197 260H195V263H193V264H202V263H199L200 260H199V262L196 263ZM183 261H184V263H183ZM224 262H225V260H223V264H227L228 263V262L227 263H224ZM231 262H229V263L232 264Z\"/></svg>","mask_w":264,"mask_h":264}]
</instances>
